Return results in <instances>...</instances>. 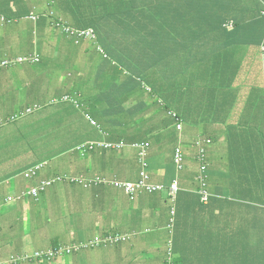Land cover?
I'll return each mask as SVG.
<instances>
[{
	"label": "crops",
	"instance_id": "1",
	"mask_svg": "<svg viewBox=\"0 0 264 264\" xmlns=\"http://www.w3.org/2000/svg\"><path fill=\"white\" fill-rule=\"evenodd\" d=\"M51 10L53 9L48 2L45 4L43 0H0V62L30 54L41 58L40 62L25 61L0 69V235L5 247L8 246L7 254L49 249L59 242L72 243L108 232L131 233V241L117 246L98 247L51 262L34 261L24 264H166L165 253L169 241L167 224L171 207L165 193H142L130 197L114 187L97 186L87 189L56 182L48 187L40 200L29 198L30 200L20 203L6 202V199L20 191L30 189L42 179L52 178L51 176L60 172L77 173L90 169L92 174L104 173L109 177L136 181L141 171L138 169V153L130 147L117 153L106 152L102 157L99 156L102 153L81 156L72 152L86 138L99 139L89 138L101 135L94 128L96 126L91 119L96 121L99 128L104 122L100 119L99 124L88 101L78 102L77 98H73V101L59 100L67 91L61 90L60 86L71 72V59L73 62V57L77 56L73 44L76 43V38L66 32V35L57 32L53 22L33 18L36 14ZM83 52H87V49ZM61 55L69 57L64 58V63L60 66L57 57ZM51 59L54 60L50 61ZM60 72L66 74L59 75ZM243 76L239 75L240 78ZM99 86L108 89L103 80ZM38 96L40 99H36ZM154 99L150 96L133 101L140 109L136 120L144 122L145 134L148 136L143 134L144 137L139 139L135 125L129 126V129L134 137L132 142L151 143L147 166L153 167L154 182L168 186L178 178L182 187L187 189L179 193L176 203L178 235L174 245L178 254L184 257L190 245L200 248V239L212 238L213 232L215 240L219 241L218 247L222 246L220 241L225 240L228 235L229 249L226 257L224 256L225 263L231 257L230 248H250L253 239L254 242L262 241L260 244L264 246V239L257 234L260 228L255 229L254 226L258 222L254 223V217L264 208V174L253 172L250 177L238 176L240 182L242 179L255 181V191L250 200L230 191L233 182L229 177H219L220 174L225 175L222 172L230 170L232 165H246L245 160L237 155L229 162L227 154L231 136L254 134L252 129L239 122L242 118L241 106L236 104L233 112L229 110L225 114H220L219 109L213 108L212 116H207L208 113H188L185 118L187 124L183 132H180ZM35 104L41 105V109L21 118H14L25 108ZM65 110L68 113L62 114ZM189 110L194 112L192 108ZM2 120L5 123H1ZM66 132L70 136L62 137L60 133ZM72 136L79 140L74 142ZM199 136L212 138L209 158L215 173L212 180L209 174L212 185L208 203L200 201V194L194 191L197 186L193 172H188L187 177H184V173L183 176L175 173L176 147L182 143L186 155L194 156L197 150L194 142ZM44 162H47V166L42 171L39 169L37 173H40L36 177L26 175ZM194 163L188 157L186 168L193 171L196 168ZM100 188L102 190H98ZM250 188L249 184L247 192ZM82 200L88 201V212L76 205L70 219L62 214V222L57 220L59 206L63 213L66 201L74 205ZM108 217L119 218L121 223L108 224L105 221ZM203 221L205 224L200 234L199 228ZM60 222L63 228L70 223H75L76 227L71 226L67 231H53ZM45 229L50 235H45ZM4 255L8 256L5 250ZM176 259L177 257L175 261ZM202 259L201 255L188 257L184 263L200 264Z\"/></svg>",
	"mask_w": 264,
	"mask_h": 264
},
{
	"label": "trees",
	"instance_id": "2",
	"mask_svg": "<svg viewBox=\"0 0 264 264\" xmlns=\"http://www.w3.org/2000/svg\"><path fill=\"white\" fill-rule=\"evenodd\" d=\"M47 2L53 10L35 16L37 20L53 22L58 29L57 32L63 35L68 32L63 26H58V23H65L71 29H74L71 25L87 27L90 25L89 22L101 23V29L92 27L97 34L94 40L87 34L88 29L77 28L74 33L69 29L70 35L76 38V43L73 44L77 55L79 54L77 48L81 47L83 67H88L90 64L97 67L96 69L100 68L98 69L100 72L97 75L90 74L84 81L78 80L77 56H75L73 62L70 58L71 72L60 86L61 90H67L61 95L60 101H73V98H77L78 102L88 101L93 107L92 114L98 119L99 124L100 119L102 123L104 122L100 127L102 130L97 126L94 127L101 132V135L89 138L131 141L134 137L130 134L129 126L135 125L138 138L142 139L145 126L142 120H136L140 109L133 101L150 97L147 94L149 89L150 93L154 94L152 97L159 107L166 112L174 109L179 114L182 113L184 118H187L188 113L199 112L210 115L212 108L219 105L222 107L227 105L229 110L235 102H242L241 119L246 125H249L250 121V129L254 134L250 135L252 138L250 140L244 135L230 137L231 142L227 146L229 162L235 155L243 158H248L253 153L264 156V15L262 14L264 0H43V3ZM231 21L234 25H230ZM86 42L88 45L92 43L93 47L97 43L95 48L100 49L92 53L83 52L87 49ZM68 57L58 56V64L61 66L64 58ZM14 59L10 58L11 61ZM111 66L113 69L106 72ZM65 74L59 73L63 76ZM238 74H243V78ZM137 77L145 80L146 86L142 85L143 82ZM101 80L108 89L99 86ZM158 99L163 100V105ZM189 108L194 109V112ZM219 110L220 114L228 111L221 108ZM1 123L5 121L2 120ZM60 134L62 137L69 135L68 132ZM72 137L74 142L79 140L76 136ZM91 141L96 140L86 138L83 142ZM251 143H254L253 149L241 150L243 145ZM106 152L115 153L112 149H102V154L99 156L102 157ZM92 154L96 155V152ZM230 167L233 168V165ZM232 168L222 172L225 175L220 174L219 177H229L233 182L230 191L250 200L255 191L253 186L255 181L242 179L240 182L238 176L250 177L253 172H233ZM85 171L93 175L94 187H113L104 182L96 184L95 175L91 170ZM214 171L215 168L209 159L207 172L211 180ZM57 174L64 179H66L65 174L76 175L75 172ZM97 174L102 178L107 175ZM42 180L35 186L40 187ZM210 181L207 182L209 189L212 185ZM78 184L73 182V185ZM249 184L251 188L247 192ZM48 187L50 186H45L35 193L30 189H24L12 198L15 202L27 201L30 200L29 198L40 200ZM22 193L25 195L19 196ZM6 202L12 201L8 198ZM254 220V223L258 221L254 224L255 229L260 228L257 231L258 236L264 239L263 207ZM205 221L199 228L200 234ZM177 235L178 223L175 222L169 233L172 247H167L166 264H185L186 258L200 255L203 258L200 264H264V246L260 244L262 241L254 242L253 239V245L249 243L252 246L250 248L242 247L237 250L230 248L231 257L225 263L224 256L226 257L229 249L228 235L225 236V240L220 241L222 246L219 247L214 232L212 238L202 237L198 243L200 248L190 245L184 257L178 254L174 245L177 243ZM77 242L81 245L88 240L74 241L69 244L70 247L73 249ZM61 244L64 243H56L53 249H57ZM4 246L5 242L0 235L2 257L8 258L9 255L3 254ZM44 250L46 249L37 251ZM82 251L85 249L81 248L79 253ZM16 254L25 255L31 252ZM71 254L77 252L73 251ZM39 260L49 262L47 258L44 260L39 258Z\"/></svg>",
	"mask_w": 264,
	"mask_h": 264
},
{
	"label": "clouds",
	"instance_id": "3",
	"mask_svg": "<svg viewBox=\"0 0 264 264\" xmlns=\"http://www.w3.org/2000/svg\"><path fill=\"white\" fill-rule=\"evenodd\" d=\"M262 14L264 15V9L262 11ZM33 18L37 19V17L35 15L33 16ZM59 25H61V24L58 23V26ZM230 25H234L233 21L230 22ZM65 30H67V32L69 33V29H65ZM72 33H74V32L72 31ZM20 57L25 58V60L23 62H18V61H15V60L17 58H19V57H16L14 60H12V61H14L13 63H24L25 61H28V62H40L41 61V58L38 55H36V54H33V55L30 54V55H27V56H20ZM8 59L10 60V58H8ZM11 64H9L8 66H10ZM8 66H4L2 68L4 69V68H6ZM158 101L163 105V100L158 99ZM236 103L237 102H235L229 108V110H233L234 107L236 106ZM237 104L238 105H242V102L238 101ZM40 107H41V105H38V104H35L33 106H28L27 108L22 110L20 113H18V115L16 117H14V118L18 119V118H21L24 115L33 113L34 111L40 109ZM220 108L224 109V110H228V106L227 105L224 106V107H222L221 105H219V107H215V109H220ZM165 113L171 119V121L175 124L176 129L178 131H180V132H183L184 126L187 124V121L185 120V118L181 114H179L176 110H174V109H169L167 112L165 111ZM211 113H212V110H211ZM207 116H212V115L210 114V115H207ZM91 121H92L93 125L97 126V123H96V121L94 119H91ZM239 122L247 127V125L243 123L242 119H240ZM191 124H193V123H191ZM141 144H148L147 153L143 157L140 154V148L137 146V145H141ZM194 144L196 145V148H197V150H196L194 155H195V157H196V159H197V161L199 163V172L195 176V182H196V186L197 187H196V189H194V191L198 192L200 194V201H202L203 203H208V201L210 199V190L207 187V182L209 180V172H207V170L209 169V159H210L209 158V146L212 144V138L211 137L199 136V137H197V139L194 142ZM128 147H130L131 149H135L137 151V153H138V161L141 164V171H140V174H139V178L136 181H130V182H138L142 178V172H145L148 175V183L153 185V186H159L160 188L156 189V190H152V191L147 190V189H142V190L137 191L134 195H129L122 188L116 187L115 185H113L111 183H106V182H104V183L113 185L114 188H117V189H120V190L124 191L130 197H134V196H136L138 194H142V193H149V194L165 193L167 195V198H168V201L170 202V207H171L170 217H169V221H168V224H167V230H168L169 233H171V231H172V229L174 227V224L176 222V217H177L176 203H177V200H178V195H179V193L181 191H184L185 189L182 187L181 180H179L178 178L174 179L168 186H166V185H164L162 183H156V182H154L152 180L151 176L147 172V168H148V166H147V158L149 156L150 149H151V143L150 142H132V141H129V140H126V139L112 140V139L104 138V139H97L96 141H91V142H83L82 141V142L78 143L74 147L72 152L77 151L76 153H78L81 156H84V155H91L94 152L102 153V149H112V150L115 151V153H117V152L122 151V150H124V149H126ZM179 148L182 149V151L184 153V157H185L184 168L182 170H178V168L176 166V163H175L176 151ZM202 149L204 150L205 155H206V165H207V168H206V170L204 172V176H205V183L204 184H202V181L199 180V176L202 175V170H201L200 162L198 160V154H199L200 150H202ZM263 157L264 156H259V155L255 154V153L250 154L248 156V158H243L241 156V158L245 160V164L246 165L233 166L232 171L233 172H235V171H239V172H256V173H259V174H264V161L262 159ZM142 158L144 159L145 165L142 162ZM174 165H175V169H176V171L178 173L182 172V171H184L186 169V150H185V146L182 143H179V145L175 149ZM46 166H47V162H44V164L43 163H39L38 166L35 167V170L32 171V173L28 172V173H26V175L27 176H33L34 175L33 177H36L40 173V171H42V169H44ZM39 169H41V170L37 173V171ZM75 174L76 175L65 174V178L68 179L71 184H73V182L79 183L78 185L83 187V188H87L88 189V188H93L94 187L93 180H92V176L93 175H90L86 171L77 172ZM94 175H95V183L96 184L102 183V182H100V179L102 177H100V175L97 174V173L94 174ZM33 177H30V178H33ZM51 177L52 178L43 179L42 180V184H43V182H50L46 186H51V185H53L56 182H60V181L65 180L59 174H55V175H53ZM104 178L107 179V180H115V179H117V180H120V181L128 182L125 179L114 177V176L113 177H109L107 175H104ZM175 182H177V190L174 193H172V185ZM41 186L40 187H37V186L31 187L30 190L31 191L33 189H38V191L42 190ZM203 190H206L208 192L209 196H208V200L207 201H204L202 199V195H203L202 191ZM10 198H12V197H10ZM12 201H14V198H13ZM129 234H131V233H126V234L116 233V234H113V233H109L108 232V233H105V234H98V235H94L91 238H88L87 239L88 240L87 243H81V244H88L90 241L94 240L96 237H101L102 239H105V240L107 238H110L111 240L109 242H104L103 241V242H101L98 245H94V246L90 245V246L84 247L85 251L86 250H90V249H94V248H98V247L117 246V245H120V244L127 243V242L131 241L133 237H132V235H129ZM69 244L70 243L61 244L57 249H60V247H67V246L70 247ZM77 244H79V243L77 242ZM168 246L172 247V238H169ZM57 249H53V247H52V248L44 250L43 252H45V251L48 252L47 253V257H44V258H41V259L44 260V259L47 258L49 260V262H51V261L56 260L58 258H62L64 256H67V255H69V254H71L73 252V251L70 252V253L63 252L62 254H60V252H59V253H57L55 255H51V252H53V251H55ZM79 251H80V249L76 250L75 252L79 253ZM31 254H33V253H31ZM10 256H12V255H9V257ZM34 261H40V260H39V258H32L31 260L23 261V262H21L19 264H24V263H28V262H34Z\"/></svg>",
	"mask_w": 264,
	"mask_h": 264
},
{
	"label": "built area",
	"instance_id": "4",
	"mask_svg": "<svg viewBox=\"0 0 264 264\" xmlns=\"http://www.w3.org/2000/svg\"><path fill=\"white\" fill-rule=\"evenodd\" d=\"M25 60V58L23 57H19L17 58L15 61H18V62H23ZM14 61H11L9 59H6L2 62H0V69L4 66H8L9 64L13 63ZM139 148H140V154L141 156L143 157L144 155H146L147 153V148H148V144H141V145H137ZM184 160H185V157H184V153L182 151L181 148L177 149L176 151V155H175V163H176V166L178 168V170H182L184 168ZM198 160L200 162V165H201V170H202V175L199 176V180L202 181V184L205 183V176H204V172L207 168V165H206V155H205V152L204 150H200L199 154H198ZM142 162L143 164L145 165V162H144V159L142 158ZM100 182H106V183H111L113 185H115L116 187H119V188H122L126 191L127 194L129 195H134L137 191L139 190H142V189H147V190H156V189H159L160 187L159 186H153L151 184L148 183V175L145 173V172H142V178L138 181V182H124V181H120V180H107L105 178H101L100 179ZM50 182H43L41 188L43 189L47 184H49ZM177 190V182H175L173 185H172V193H174L175 191ZM36 191H38V189H33L31 192L32 193H35ZM202 199L204 201H207L208 200V192L206 190H203L202 191ZM25 195V193H22L21 195L19 196H23ZM11 199V201L13 200V198H9ZM111 239L110 238H107L106 240L105 239H102L101 237H96L94 240L90 241L88 244H75L73 246V249L72 247H60V249H57L53 252H51V255H55L57 253L60 252V254H62L63 252H66V253H70L72 251H76V250H79L81 248H84V247H87V246H94V245H98L100 244L101 242H109ZM47 253L48 252H40V251H36L34 254H25V255H12L8 258H3L2 257V251L0 250V264H19L23 261H28V260H31L32 258H44V257H47Z\"/></svg>",
	"mask_w": 264,
	"mask_h": 264
},
{
	"label": "rangeland",
	"instance_id": "5",
	"mask_svg": "<svg viewBox=\"0 0 264 264\" xmlns=\"http://www.w3.org/2000/svg\"><path fill=\"white\" fill-rule=\"evenodd\" d=\"M90 23V25H87V27H80L79 25H75V26H72L71 25V27L72 28H74V29H71V28H69L68 27V25L67 24H65V23H62L61 22V26H63V28L64 29H70V30H72L73 32H75L76 30H77V28L78 29H88L87 31V34L89 35H91V37H90V39H96L97 38V34H96V32H95V30L92 28V27H94V28H98V29H101V23H95L94 24V22H89ZM82 24V23H81ZM80 24V25H81ZM90 39H89V41H90ZM78 43H80V40H78ZM86 48H87V52H90V53H92V51H95L96 52V50H99V49H97V48H95L96 46H97V43H96V45H95V47H93V45H92V43H90L89 45H88V42H86ZM77 50H78V55H77V69H78V73H79V77H78V80H80V81H84V80H86L89 76H90V74H93V75H97L100 71H98V69H96L94 66H91L90 64L88 65V67H86V68H84L83 67V55L80 53L81 52V47H78L77 48ZM102 50V49H101ZM100 52V51H99ZM98 52V53H99ZM106 54V53H105ZM98 56V55H97ZM99 59V58H98ZM99 63H101V64H103L102 62H99ZM12 64H15V63H12ZM11 64V65H12ZM32 67H34V66H32ZM82 67H83V69H82ZM36 68H38L39 69V67H37L36 66ZM113 68H112V66L111 67H108V71H106V72H109V71H111ZM105 72V73H106ZM138 78V80L139 81H141V82H143L142 83V85H144V86H146L144 83V81L145 80H143V79H141L140 77H137ZM147 94H149L150 96H153L154 94H152V93H150V91H149V89H148V91H147ZM33 99H35V97L33 98ZM36 99H40V96H38ZM66 114V113H68V111H62V114ZM250 126H251V124H250V121H249V125H247V127L248 128H250ZM240 135H244V136H246V138H248L249 140L250 139H252L251 138V136H250V134L249 133H245V134H240ZM253 144L254 143H251L250 145L248 144V145H243L242 147H241V150H244L245 148H249V149H253ZM188 157H191L192 159H193V161L195 162L194 164H195V166H196V168H194L193 169V171H190V170H188V168H186L184 171H182V172H179V174H180V176L182 175L183 176V173H184V177H187L188 176V172L189 173H192L193 172V174H194V177L198 174V172H199V163H198V161H197V159H196V157H195V155L194 156H188V155H186V166H187V158ZM138 164V163H137ZM38 166V165H37ZM138 169H139V171H140V169H141V164L139 163L138 164ZM147 172H148V174L151 176V178H152V176H154L153 174V167L152 166H150L149 165V167L147 168ZM175 173H178L177 171H176V169H175ZM152 180L154 181V179L152 178ZM156 182V181H155ZM59 183H67V184H69V185H73V184H71L70 183V181L68 180V179H65V180H63V181H60ZM112 198H114V197H111V199ZM12 202H15V200L14 201H12ZM17 203H20V201H18ZM78 206V208L79 209H81L82 211H84V212H88L89 210H90V205H89V203H88V201L87 200H82V201H79L78 202V204L76 203V204H72V203H70V202H68V201H66L65 203H64V205H63V213H61V211H60V206H59V212L56 214V216H57V220H60L61 221V218H62V214H63V216H65L66 218H69L70 219V216H71V214H72V211H73V208L75 207V206ZM115 211H117V206L115 205ZM80 219V218H79ZM105 221L108 223V224H120L121 222H120V219L119 218H115V217H108L107 219H105ZM62 222V221H61ZM61 222L56 226V227H54V229H53V231H61L62 229H64L65 231H67L71 226H75L76 227V224L75 223H70V225L68 226V227H66V226H64V228L63 227H61L60 225H61ZM77 222V221H76ZM63 223H66L65 221H63ZM67 224V223H66ZM45 235L47 236V235H50V233H49V231L48 230H46L45 229ZM254 237V236H253ZM48 238V237H47ZM7 248H8V246L7 247H5L4 246V250H5V254L6 255H8L7 254ZM37 250H35V251H32L33 252V254L36 252ZM31 252V253H32ZM3 254H4V252H3ZM9 255H17L16 253H11V254H9Z\"/></svg>",
	"mask_w": 264,
	"mask_h": 264
}]
</instances>
